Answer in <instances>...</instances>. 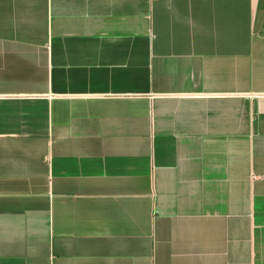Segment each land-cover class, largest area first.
Returning a JSON list of instances; mask_svg holds the SVG:
<instances>
[{"label":"crops","instance_id":"0c3cea01","mask_svg":"<svg viewBox=\"0 0 264 264\" xmlns=\"http://www.w3.org/2000/svg\"><path fill=\"white\" fill-rule=\"evenodd\" d=\"M0 264H264V0H0Z\"/></svg>","mask_w":264,"mask_h":264}]
</instances>
